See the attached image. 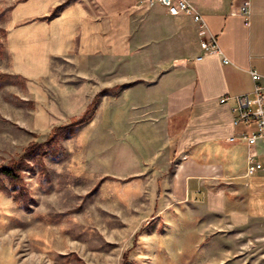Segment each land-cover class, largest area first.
<instances>
[{"label":"crops","instance_id":"obj_1","mask_svg":"<svg viewBox=\"0 0 264 264\" xmlns=\"http://www.w3.org/2000/svg\"><path fill=\"white\" fill-rule=\"evenodd\" d=\"M140 1L0 0L12 71L40 97L45 89L34 82L52 77L57 60L74 63L100 94L88 131L114 129L112 172L151 175L164 191L160 205L212 216L244 205L264 216V167L247 169L250 151L264 165V139L250 144L257 123L236 121L234 111L237 95H253L251 70L264 76V0H250L249 17L238 12L244 0H189L229 63L201 46L191 16ZM90 103L70 101L68 120ZM220 182L238 188L227 186L229 198L212 185Z\"/></svg>","mask_w":264,"mask_h":264},{"label":"rangeland","instance_id":"obj_2","mask_svg":"<svg viewBox=\"0 0 264 264\" xmlns=\"http://www.w3.org/2000/svg\"><path fill=\"white\" fill-rule=\"evenodd\" d=\"M1 25L0 18V165L25 158L20 173L31 200L17 198L4 178L11 191L0 190V264H264V216L244 205L216 216L160 205L164 191L151 175L112 172L113 127L88 131L95 87L74 63L57 60L52 77L34 82L45 89L35 95L32 81L12 71ZM70 101L91 103L69 121ZM81 118L88 120L72 132L57 129ZM31 143L37 150L25 154ZM212 185L229 198L227 186L238 188Z\"/></svg>","mask_w":264,"mask_h":264},{"label":"built area","instance_id":"obj_3","mask_svg":"<svg viewBox=\"0 0 264 264\" xmlns=\"http://www.w3.org/2000/svg\"><path fill=\"white\" fill-rule=\"evenodd\" d=\"M163 5L170 14L173 15H188L198 25V32L201 37V46L209 53H217L221 55L225 63H229L230 60L221 51L217 40L213 34L209 32L207 23L200 11L189 0H141L140 5L151 7L153 5ZM239 13L250 16L251 2L250 0H244L239 7ZM252 78L255 81V87L253 95L249 93H243L236 96L237 105L234 107L236 112V121H246L257 123V129L250 135H246L250 144H255L259 139H264V76L255 69L251 70ZM226 98H223L225 101ZM232 140L235 137L231 138ZM188 155H184L186 159ZM264 165L257 159L256 154L252 151L248 154L247 169L249 173H253L260 170Z\"/></svg>","mask_w":264,"mask_h":264},{"label":"trees","instance_id":"obj_4","mask_svg":"<svg viewBox=\"0 0 264 264\" xmlns=\"http://www.w3.org/2000/svg\"><path fill=\"white\" fill-rule=\"evenodd\" d=\"M47 18V17H46ZM82 119V118H81ZM88 120V119H87ZM86 119L78 120L77 122H72L68 125L60 126L57 129L64 128L66 130L69 129L71 132L74 131V127L77 126V124H81L83 122L87 121ZM37 150V146L34 143H31L25 150V154H32ZM25 158L20 157L19 159H15L9 162L7 165H0V190L3 192H10L13 188L16 192L17 198H25L27 201L31 200V197L28 193L27 188L24 186V182L22 179V174L20 171L25 166L26 162L24 160ZM8 179L11 183V189L9 186H7L5 179ZM18 185L20 187H18ZM20 188V189H19Z\"/></svg>","mask_w":264,"mask_h":264}]
</instances>
